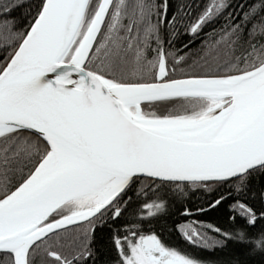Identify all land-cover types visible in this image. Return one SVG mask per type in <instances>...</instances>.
Masks as SVG:
<instances>
[{
	"label": "snow or ice",
	"instance_id": "obj_1",
	"mask_svg": "<svg viewBox=\"0 0 264 264\" xmlns=\"http://www.w3.org/2000/svg\"><path fill=\"white\" fill-rule=\"evenodd\" d=\"M224 7L214 0L190 31ZM153 8L150 0L37 3L30 30L0 68V184L7 188L31 166L0 198V264L86 261L93 255L87 234L71 258L48 240L108 212L119 217L124 194L141 177L243 186L264 172V0L244 13L243 23L251 24L244 54L232 48L241 25L223 37L232 53L225 74L179 79L169 78L172 53L162 47ZM146 68L156 70L154 82L137 78ZM157 105L172 107L158 115L151 110ZM162 207L145 205L149 216ZM238 208L255 225L253 210ZM184 235L200 238L194 229ZM226 235L264 257V230ZM114 243L119 264H200L155 234L131 232Z\"/></svg>",
	"mask_w": 264,
	"mask_h": 264
},
{
	"label": "trees",
	"instance_id": "obj_2",
	"mask_svg": "<svg viewBox=\"0 0 264 264\" xmlns=\"http://www.w3.org/2000/svg\"><path fill=\"white\" fill-rule=\"evenodd\" d=\"M150 2L154 5L152 22L158 24L162 47L166 53H172L167 57L168 67L171 68L169 78L177 79L225 74L223 65L232 59V53H229L223 37L235 25H241V39L232 48L236 56L245 53L251 24L243 23L244 13L259 0H226V7L195 34L190 31L191 26L212 5L213 0H166V12L163 7L165 0ZM37 3L39 0H0V24L8 22L6 27L0 29L7 36L6 40H0V68L34 22ZM5 7L9 10L4 11ZM156 47V43H152V48ZM180 56L184 60L176 63ZM155 57V51L149 53V59ZM155 76V69L146 68L137 78L154 82ZM171 107L157 105L151 110L158 115H166ZM145 111H149V108L145 107ZM30 168L24 169L22 175H17L7 188L0 184V198L6 191L14 190L26 178ZM156 203L163 207L155 215L149 216L145 205ZM239 203L251 208L256 214L255 225L246 223L237 208ZM120 207L122 211L119 217L113 219L111 212H108L99 219H93L92 223L60 231L58 236L48 240V244H54L53 250L71 258V254H78V250L83 248L87 234L93 255L77 264H119L121 258L114 237L122 238L136 232L155 234L167 246L198 260L200 264H264V257L250 253L245 245L226 235L235 237L242 228L251 234L264 230V172L252 173L243 186L237 180L227 183L175 184L140 178L126 191ZM187 224L192 225L202 239L194 238L195 243L188 240L181 231V227ZM204 240L207 246H204ZM38 264L54 262L48 257L38 260Z\"/></svg>",
	"mask_w": 264,
	"mask_h": 264
},
{
	"label": "water",
	"instance_id": "obj_3",
	"mask_svg": "<svg viewBox=\"0 0 264 264\" xmlns=\"http://www.w3.org/2000/svg\"><path fill=\"white\" fill-rule=\"evenodd\" d=\"M31 27V26H30ZM30 27H29V29H28V31L30 30ZM27 31V32H28ZM26 32V33H27ZM26 35V34H25ZM184 78H187V77H184ZM177 79H179V78H177ZM141 178H143V179H150V180H153V179H151V178H147V177H141ZM154 181H159V180H154ZM161 182V181H160ZM167 183H175V184H193V183H190V182H167ZM209 183H219V182H207V183H197V184H209ZM15 190V189H14ZM93 219H95V218H93ZM85 223H88V221H83V222H80V223H78V224H74V225H69L67 228H64V229H60V230H58V232H60V231H63V230H66V229H69V228H72V227H76V226H80V225H82V224H85Z\"/></svg>",
	"mask_w": 264,
	"mask_h": 264
},
{
	"label": "rangeland",
	"instance_id": "obj_4",
	"mask_svg": "<svg viewBox=\"0 0 264 264\" xmlns=\"http://www.w3.org/2000/svg\"><path fill=\"white\" fill-rule=\"evenodd\" d=\"M226 0H224V2H225ZM213 2H214V0H213ZM216 2H218V0H216ZM213 4V3H212ZM212 6V5H211ZM238 208V207H237ZM238 210H239V208H238ZM240 211V210H239ZM194 229V227L192 226V225H190V224H187V225H184V226H182L181 227V231H182V233H183V235H184V232L185 231H188L189 233H191V231ZM195 230V229H194ZM196 231V230H195ZM197 232V231H196ZM185 236V235H184Z\"/></svg>",
	"mask_w": 264,
	"mask_h": 264
},
{
	"label": "flooded vegetation",
	"instance_id": "obj_5",
	"mask_svg": "<svg viewBox=\"0 0 264 264\" xmlns=\"http://www.w3.org/2000/svg\"><path fill=\"white\" fill-rule=\"evenodd\" d=\"M168 69H169V75H170L171 68L168 67Z\"/></svg>",
	"mask_w": 264,
	"mask_h": 264
}]
</instances>
